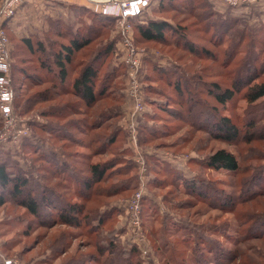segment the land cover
I'll list each match as a JSON object with an SVG mask.
<instances>
[{"label":"rangeland","instance_id":"374dc122","mask_svg":"<svg viewBox=\"0 0 264 264\" xmlns=\"http://www.w3.org/2000/svg\"><path fill=\"white\" fill-rule=\"evenodd\" d=\"M3 1L0 0V7ZM158 1L155 0L154 6L149 10L146 18L156 16L154 11ZM57 2L31 0L20 6L14 16L0 18V27H2L7 40L13 105L15 98L17 101L20 100V104L14 106V112L30 129L29 137H22L21 141L15 144L7 143L6 146L0 148V163L7 162V165L11 166L8 169L9 172L21 173L30 178L34 177L33 179L39 180L43 186L45 184L55 186L57 183L48 170L49 164L40 161L37 157L43 151L54 150L58 153L62 149L66 151L72 156L70 162H76L73 165L77 167V170H82L83 175L78 171L76 172L79 176L90 177L88 174L90 164H99L104 168H108L111 164L114 166L121 164L114 167L113 176L109 177L108 175L103 181L93 185V199L87 207L89 209L96 207V210L100 207L99 213L104 212L107 208L116 210V214H113L112 217L106 218L105 216V222L98 230L99 232L103 230L99 244L108 246L107 237L109 231L113 230L111 235H114V243L118 247L116 251L119 254H129L132 250H137L141 264H195L192 262L194 256L200 260L199 264H210L208 262L210 255L206 250L202 249L203 254H201L200 251H192L191 253V250L188 249L191 247V243L187 239L194 241L198 237L195 234L185 235L179 232V227L187 222L194 224L197 234H202L203 231H199L196 226L200 224L207 226L209 231L203 232V234L206 236L205 238L210 240L215 249L219 247L229 253L235 250L239 251V257L231 264H241L242 262L244 264L247 261V256L248 260L253 261L252 263L264 264L262 261L264 259V237L260 240L249 239L239 242L242 233L249 226L248 223H243L242 215L245 208L250 209V212L254 214L264 213V194L259 199L237 205L234 211H226L217 205L209 206L200 202L186 195L184 190L186 180L202 178L210 183L214 195L224 197L225 195L241 196L242 193L245 194L247 186L256 172H260L264 168V140L229 144L215 139L211 134L204 131H194L189 125L178 121V118H171L168 112L158 110L157 105L160 103L163 109L172 108L178 111L179 108L176 104L169 105L173 103L170 101L167 92H171L172 85L168 86V82L164 81L165 79L162 83L146 80L143 62L148 59L146 58L147 55L148 57L151 55V59L155 61L157 67L177 69L182 76L180 84H184V81L192 84L191 81L197 76L206 79L205 82L218 81L229 84V80L233 76L232 73L235 72V67L243 56V52L238 51V49H242L245 44L235 47V51L232 52L231 47L235 40L230 41L227 36L226 40H220L219 45H212L209 38L214 30L213 23L221 20L227 21L228 25L232 26L229 29L230 33L244 29L253 31L264 25V17L260 16L259 13L264 4L257 3L236 9L217 0H187L184 8L181 0H175V7L169 8L171 11L156 16L155 18L162 19L174 18L173 20L180 22V25L186 30L185 38L188 42L207 48L213 52L214 57H195L186 52L185 49L184 51L178 50L172 46L148 45L149 47H145L135 44L133 40L136 47H142L146 50V55L141 61V77H139L144 110L133 118L131 116L132 109L124 95L126 87L125 67L119 61L117 47L119 38L113 23L111 29L108 30V35L102 40L103 42L107 40L113 42V57L112 59L104 58L102 65L104 69L100 73L103 74L111 60V65L115 68L123 65L124 73L120 70L116 71V74L120 72L116 80L118 87L116 93L122 97L121 108L116 113L113 109L105 113L102 108L113 106L114 103L111 100H103L97 104L91 115L89 113V116L78 115L63 121H56L42 116L45 109L43 104H34L31 109H27L29 104L26 99L32 95L37 97L35 96L36 93L44 87L34 85L37 84V78H32L34 82L29 84L25 79L26 76L17 72L19 71L17 68H23V72L27 70L29 74H32L36 70L34 68L36 66L35 58L25 56L21 60L22 63L16 64L12 54L16 51L17 41L22 39H29L33 43L41 40L48 45L47 49H49V42L52 37L47 32L51 30L50 24L55 22L66 24L72 30L79 29L85 34V27L92 23L93 15L97 14L83 0ZM51 7H54L53 10ZM207 8L216 14L214 17L208 18L212 22L211 25L207 20L197 18L199 14L206 12L208 14ZM209 25L212 26L210 30ZM218 25L220 24L218 23ZM99 42L100 40L91 42L79 54L77 64L80 63L81 58L86 59L92 47L94 51L99 48ZM17 50L26 53L21 45L18 46ZM230 51L231 55L228 57ZM43 57L46 56L41 55V58ZM262 80H264V75L257 82ZM29 85H31L30 89H27ZM150 86H155L158 91L160 89L164 93L162 92L161 96L154 95L151 93ZM191 91L195 92L196 90L192 89ZM244 93L245 91L240 92L233 101L224 105H218L210 97H202L201 105L206 108V114H216L217 111L218 116L228 117L241 127L246 121L257 118L253 115L257 108H264V99L258 101L261 103L260 105L250 106L243 98ZM68 100H71V97L58 99L54 104H62ZM72 100L76 101L75 99ZM103 112L106 115L104 120L113 115H117L118 118L110 120L107 129H104L102 125L95 130L94 126L86 127V122L94 121ZM147 116L150 119L146 118ZM68 120H73V122L70 123ZM258 121L255 124L256 127L250 130L255 137L264 134V118ZM53 122L64 128L69 127V122L72 125L71 128H78L79 131L70 130L66 135L68 138L74 139V142L54 140L53 136L38 130L46 128ZM105 123V121L102 122L103 125ZM80 124H83L84 127L79 128L78 126H82ZM115 124L122 132L120 135L118 134L119 131L114 129ZM142 126L155 132L150 139L152 140L151 143L146 145L142 144L141 135L148 138L149 136L142 132ZM114 131L118 134L114 136L116 142L106 148L100 150L98 149L100 142L91 141V138L98 133L100 136L106 137L113 135ZM78 139L83 140L82 145H78L80 140L75 141ZM121 149L125 150L122 159L120 156L122 154ZM218 149L229 151L235 156L239 164L237 171L212 170L205 167L204 159ZM86 156L89 157V160H86ZM152 167L156 169L155 172ZM39 168H43L47 172L36 171ZM40 176H44V182ZM170 180H173V183ZM125 184L129 185L131 189L128 188V191H123L126 190V187H122ZM57 187L58 191L56 192H59L64 199L71 202H82L76 198L74 192L69 189L62 190V187L66 188L63 183L59 182ZM111 187L114 191H119L117 196L112 198L98 196V192L105 191L108 193L112 190ZM138 192L141 193L139 226L134 228L132 223V227L130 225L129 202ZM0 194L4 195L6 200L5 204L0 207V264H3L4 260H11L13 264H100L103 258L97 256L94 249L95 237L86 233L85 227L81 229L62 225L46 227L42 222L47 219L31 215L19 206L16 200L8 197L6 193L2 194L0 191ZM105 205L107 206L105 207ZM238 219L243 224L239 223ZM92 225L97 226V223L94 221ZM186 243H190V245L187 246ZM192 247L195 248V244ZM243 254L245 256L242 257ZM259 258L262 262L258 261ZM115 259L116 261L110 262V264L128 262L124 255H118ZM212 261L214 260L212 259Z\"/></svg>","mask_w":264,"mask_h":264},{"label":"trees","instance_id":"16d2710c","mask_svg":"<svg viewBox=\"0 0 264 264\" xmlns=\"http://www.w3.org/2000/svg\"><path fill=\"white\" fill-rule=\"evenodd\" d=\"M186 1L187 0H181L184 8L186 6ZM174 5H176L175 0H159L154 13L156 16L168 13V11H171L169 8L173 9L175 7ZM148 13L149 11L145 14V17L141 22H137L133 26V40L135 44L143 45L145 47L148 45H159L163 47L172 46L175 49L178 48V50L182 49L184 51L185 49L186 52L195 57H214L213 52L207 48L188 42L185 38L186 30L180 25V22L173 20L174 18L162 19L155 18L156 16L154 18H150L149 16L146 18ZM215 15L214 11L208 10V14L207 12L199 14L197 18H201L202 20L205 19L211 25L212 22H210L208 18L214 17ZM113 23L114 21L111 18L93 15L92 23L85 27L86 30L84 29L85 34L79 29L72 30L68 25H63L61 22L52 23L50 24L51 30L47 32V34L52 37L49 42V49H47L48 45L41 40L36 43H33L29 39L17 41L16 51L12 54L15 63H22L21 60L25 56H31L36 60V66L34 67L36 70H34L32 74H29L27 70L26 72H23V68H20L21 70L17 68V70H19L17 72L23 76L25 75V79L29 84H33L34 80L32 78H37V84L34 85L44 87L36 93L35 96L37 97L32 95L26 99L29 104L27 109H31L34 104H43L45 105V109L42 112L43 117L54 119L56 121H63L72 116H89V113L91 115V112L99 102L103 100H111L114 105L102 109H104L105 113H108L112 109L116 113L123 103L122 97L116 93L118 90L116 80L117 75L120 73L116 74V71L120 70L124 73V67L123 65L118 68L113 67L111 65V60L103 74L100 73V71L102 72V69H104L102 68L104 58L112 59L113 57V42L111 40H107L106 42L102 41L104 37L108 35V30L111 29ZM218 23L220 25H218ZM210 25L209 30L212 29V26ZM213 26V33L209 38L212 45L217 46L221 39L224 41L229 37L230 41L235 40V43H233L231 47L233 52L235 51V47L245 44L242 49H238V51L241 50L243 52V56L235 67V72L232 73L233 76H231L229 84H223L218 81L211 82L209 80V82H205L207 80L202 79L201 76L195 77V79L191 81L192 84H188L185 81L184 84H180L182 76L178 73L177 69L161 68L160 66L157 67L155 61L151 59V55L149 57L147 55L146 58L148 59L145 58L146 60L143 61L144 69L146 71V80L148 82L158 81L162 83L165 79L164 81L168 82V86L172 85L171 92H167L170 101L173 103H170L169 105L176 104L179 108L178 111L173 110L172 108H169L170 110L167 108L163 109L160 106V103L157 105L158 110L168 112L171 118H178V121L189 125L194 131H204L207 134H211L215 139L229 144H238L241 142L250 143L254 140L263 141L264 134L255 137L250 130L256 127L255 124L259 122L258 120L264 118V108H257L253 114L258 120L252 118L239 127L238 124L233 122L230 118L218 116L217 111L215 112L216 114H206V108L201 105V99L202 97L207 96L210 97L211 100L213 99L218 105H224L229 101H233L237 94L245 91L243 98L248 105L258 106L261 104L258 103V101L264 99V80L257 81L262 75H264V58H262L264 57V25L253 31L244 29L242 31H233L232 33H230L229 30L232 26H229L227 21L224 22L221 20L215 22L213 23ZM99 40V48L94 51V48L92 47L93 49L91 48L89 50L86 59L81 58L80 63L77 64L79 54L88 47L91 42H97ZM19 45L24 48L26 53L17 50ZM170 54L173 55V53ZM41 55L46 57L41 58ZM230 55L231 51L228 52L227 56L230 57ZM181 85H183V87H181ZM30 86L31 85L27 86V89H30ZM149 88L154 95L161 96L163 92L160 89L158 91V88L155 86H150ZM192 89L196 91L193 92L191 91ZM202 93L204 95H201ZM66 97H71V100L64 101L62 104H54L58 99ZM72 99H75L76 101ZM19 104L20 100L17 101L15 98L14 106H18ZM103 113H101L94 121L90 120L86 122V127L89 128L90 126H94L95 130L102 125L104 129H107L109 125L108 122L115 119L117 115L110 116L108 119L104 120L106 115ZM250 114L252 115V113ZM146 118H148V116ZM68 121L70 123L73 122V120ZM103 121L106 122L104 125L102 124ZM69 122V127L67 128L61 126L62 129L58 124L53 122V124H49L46 128L38 130L53 136L54 140L74 142V139L68 138L66 135L70 130L79 131V129L76 127L71 128L72 125H70ZM80 125L82 126H78L79 128L84 127L83 124ZM141 128L142 132L149 136L148 138L147 136L141 135L142 144L146 145L151 143L152 140L150 139H152V135L155 132L144 126ZM114 129L115 131H119V135L122 133L116 124ZM115 134L116 132L113 135L111 134L105 137L100 136V133H98L91 138V141L100 142L98 149L101 150L116 142V139L114 138ZM42 137L44 136L42 135ZM60 138L62 139L60 140ZM79 140L80 142L78 145H82V139L75 141ZM120 151L122 152V154H120L122 159V156L125 155V152H123L125 150L121 149ZM37 157L40 161L49 164L48 170L53 175L52 177L54 181H57L56 185L48 186L45 184L43 186V184L41 185L39 183V180L33 179L34 177L30 178L21 173H11L8 170L11 166L7 165V162H3L0 163L1 193H6L8 197L16 200L17 203H19V206L24 208L31 215L40 217L41 219H47L42 222L46 227H53L55 225H62L74 229L85 227L86 233L95 237L94 249L97 256L103 258L100 261V264L114 263L116 261L114 258L118 255L126 256L128 262L124 264H141L137 250H132L129 254H119V252L116 251L118 247L114 243V235H111L113 230L109 231V236L107 237L108 246L105 247L102 244H99L103 230L101 232L98 230L102 224H104L105 216L106 218L108 216L112 217L113 214H116V210L114 208H107L108 210L106 209L104 212L99 213L98 210L100 207L97 208V210L96 207L92 208L94 210L87 207L93 199V185L97 182L103 181L108 175L109 177L113 176L115 171L114 167L121 164H116L115 166L111 164L108 168H104L99 164H88V174L90 176L88 177L79 176V174L76 173L78 171L83 175L82 170H77V167L73 165L76 164V162H70L72 156L67 154L63 149L60 153L54 150L43 151L39 153ZM85 158L86 160H89V157L86 156ZM203 163L207 169L212 170L235 172L239 168L235 156L224 149L213 151L204 159ZM152 168L155 172L156 169L154 167ZM36 171L47 172L43 168L36 169ZM40 178L44 182V176H40ZM170 181L173 183V180ZM59 182L66 185V188L62 187V190L69 189L71 192H74L76 198L82 202H71L64 199L59 192H56L58 191L57 186ZM126 184L122 186L126 187V190L123 191H128L129 185ZM185 185L184 190L186 195H189L200 202H204L209 206L217 205L222 210L234 211L235 208H237V205L239 206L247 201L259 199L260 196L264 194V168L260 170V172H256V175L251 179V182L247 186L245 194L242 193L241 196L225 195L223 197L214 195L210 183L202 178L186 180ZM118 193V190L114 191L112 189L108 193L105 191L98 192V196L112 198L117 196ZM5 202L4 195L0 194V207L3 206ZM106 206L107 205H105V207ZM245 211L242 215L243 223H248L249 226L242 233L239 242L249 239L260 240L264 237V213L259 215L254 214L253 212H250L251 210L248 208H245ZM94 221L97 223V226L92 225ZM238 221L239 223H242L241 220L238 219ZM198 226H196V228L199 231H209L204 224ZM210 229L213 228L210 227ZM179 232H182L185 235H197L198 238L194 241L187 239L191 243V247L188 249L191 250V253L192 251H200L201 254H203L202 249L206 250L210 255L208 258L210 264H231L239 257V251L237 252L236 250L229 253L226 252L225 249H220L219 247L215 249L211 245L210 240L205 238L206 236L203 232H201L202 234H197L198 232L195 229L194 224L189 222L185 223L182 227H179ZM190 243H186V245L189 246ZM194 244L195 248L192 247ZM243 256L245 255L243 254L242 257ZM212 259L214 261H212ZM199 261L200 260L195 256L192 259V262L195 264H199ZM258 261H261V258H259ZM262 261L264 262V259ZM252 262V260H248L247 256V261H245L244 264H259ZM241 264H243V262Z\"/></svg>","mask_w":264,"mask_h":264},{"label":"built area","instance_id":"2783aa9c","mask_svg":"<svg viewBox=\"0 0 264 264\" xmlns=\"http://www.w3.org/2000/svg\"><path fill=\"white\" fill-rule=\"evenodd\" d=\"M31 0H4L0 7V18L14 16L20 6ZM52 2L55 0H40ZM97 15L114 21L119 61L125 67L126 87L124 95L132 109V118L144 110L141 86L139 84L140 67L146 50L133 43V26L141 22L145 14L154 6L155 0H84ZM232 8L241 9L253 4H263L264 0H217ZM10 65L7 40L0 27V148L7 143H17L22 137H29L30 129L26 127L14 112L12 91L10 88ZM141 193H136L129 202L131 222L134 228L139 226V203ZM131 225V227H132ZM3 264H13L4 260Z\"/></svg>","mask_w":264,"mask_h":264},{"label":"crops","instance_id":"0c3cea01","mask_svg":"<svg viewBox=\"0 0 264 264\" xmlns=\"http://www.w3.org/2000/svg\"><path fill=\"white\" fill-rule=\"evenodd\" d=\"M56 1L59 2V1H64V0H55V1H52L51 3H55ZM83 1H84V0H83ZM58 2H57V3H58ZM57 3H56V4H57ZM59 3H61V2H59ZM263 4H264V3H263ZM51 8H52V10H53L54 7H51ZM259 13H260V16L264 17V6L262 7V11L259 12Z\"/></svg>","mask_w":264,"mask_h":264}]
</instances>
